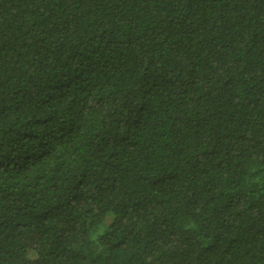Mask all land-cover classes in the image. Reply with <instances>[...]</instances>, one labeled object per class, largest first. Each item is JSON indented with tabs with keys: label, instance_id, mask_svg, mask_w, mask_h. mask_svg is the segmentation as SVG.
<instances>
[{
	"label": "trees",
	"instance_id": "trees-1",
	"mask_svg": "<svg viewBox=\"0 0 264 264\" xmlns=\"http://www.w3.org/2000/svg\"><path fill=\"white\" fill-rule=\"evenodd\" d=\"M0 264H264V0H0Z\"/></svg>",
	"mask_w": 264,
	"mask_h": 264
},
{
	"label": "rangeland",
	"instance_id": "rangeland-1",
	"mask_svg": "<svg viewBox=\"0 0 264 264\" xmlns=\"http://www.w3.org/2000/svg\"><path fill=\"white\" fill-rule=\"evenodd\" d=\"M112 218H113V215L112 214H109L107 217H106V219L104 220V225H106V224H108L109 222H111V220H112ZM102 224V225H103ZM90 237L91 238H93V232H91V230H90Z\"/></svg>",
	"mask_w": 264,
	"mask_h": 264
}]
</instances>
